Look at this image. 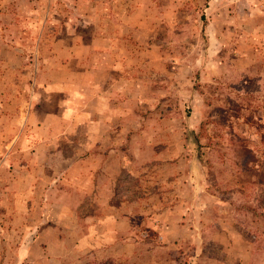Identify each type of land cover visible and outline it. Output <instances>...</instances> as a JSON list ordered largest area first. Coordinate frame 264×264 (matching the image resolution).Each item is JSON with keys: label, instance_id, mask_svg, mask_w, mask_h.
Masks as SVG:
<instances>
[{"label": "rangeland", "instance_id": "1", "mask_svg": "<svg viewBox=\"0 0 264 264\" xmlns=\"http://www.w3.org/2000/svg\"><path fill=\"white\" fill-rule=\"evenodd\" d=\"M97 34L120 68L114 135L95 145L116 149L97 188L113 199L81 212L128 213V264H264V0H0V264L38 211L6 195L30 157L11 138L57 110L50 86L82 81L78 39Z\"/></svg>", "mask_w": 264, "mask_h": 264}, {"label": "crops", "instance_id": "2", "mask_svg": "<svg viewBox=\"0 0 264 264\" xmlns=\"http://www.w3.org/2000/svg\"><path fill=\"white\" fill-rule=\"evenodd\" d=\"M78 40L84 59L79 70L82 81L62 88L50 86L49 90L62 95L57 110L39 115L30 111L23 130L18 128L11 138L21 141V149L30 157L28 167L20 170L23 180L12 178L10 187L15 188L6 195H12L18 204H29L28 210L32 204L38 207L36 213L23 212L25 218L19 217V228H11L18 239L8 249L14 252L16 264H103L105 260L107 264H128L137 247L128 241V231L132 230L128 213L109 206L101 213L80 209L82 204H107L113 199L101 195L97 188L104 182L110 184L115 166L105 159L111 160L116 149L97 146L114 135H110L109 123L115 114L120 68L112 48L114 37L97 34ZM76 53L68 51L73 57ZM89 56L96 60L86 61ZM133 88L128 82V89ZM62 146L70 151L62 154ZM64 185L74 186L77 192ZM25 187L33 190L20 191ZM92 190L98 195H90ZM168 229L171 232L174 227H163V237ZM82 254H90V258Z\"/></svg>", "mask_w": 264, "mask_h": 264}, {"label": "trees", "instance_id": "3", "mask_svg": "<svg viewBox=\"0 0 264 264\" xmlns=\"http://www.w3.org/2000/svg\"><path fill=\"white\" fill-rule=\"evenodd\" d=\"M260 131V133H262L261 134V139H260V142L262 141V142H264V128H262V129H260L259 130ZM261 163V166H262V168H260V170H259V178L258 179H260L261 177V175H264V165L262 164V162H260ZM255 176V175H254ZM262 179V178H261ZM264 179V178H263Z\"/></svg>", "mask_w": 264, "mask_h": 264}]
</instances>
